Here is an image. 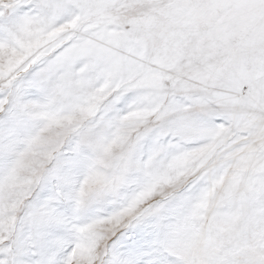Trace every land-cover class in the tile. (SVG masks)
<instances>
[{
	"label": "snow or ice",
	"instance_id": "snow-or-ice-1",
	"mask_svg": "<svg viewBox=\"0 0 264 264\" xmlns=\"http://www.w3.org/2000/svg\"><path fill=\"white\" fill-rule=\"evenodd\" d=\"M0 264H264V0H0Z\"/></svg>",
	"mask_w": 264,
	"mask_h": 264
}]
</instances>
